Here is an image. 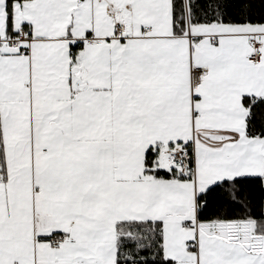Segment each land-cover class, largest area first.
Returning <instances> with one entry per match:
<instances>
[{
    "label": "snow or ice",
    "instance_id": "1",
    "mask_svg": "<svg viewBox=\"0 0 264 264\" xmlns=\"http://www.w3.org/2000/svg\"><path fill=\"white\" fill-rule=\"evenodd\" d=\"M0 264H264V0H0Z\"/></svg>",
    "mask_w": 264,
    "mask_h": 264
}]
</instances>
